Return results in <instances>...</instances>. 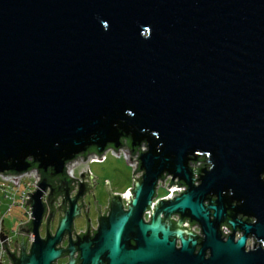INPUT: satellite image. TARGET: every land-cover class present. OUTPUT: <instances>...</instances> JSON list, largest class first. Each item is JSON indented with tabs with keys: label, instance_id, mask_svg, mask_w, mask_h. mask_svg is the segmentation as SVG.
I'll list each match as a JSON object with an SVG mask.
<instances>
[{
	"label": "water",
	"instance_id": "95a60500",
	"mask_svg": "<svg viewBox=\"0 0 264 264\" xmlns=\"http://www.w3.org/2000/svg\"><path fill=\"white\" fill-rule=\"evenodd\" d=\"M106 147L136 163L122 195L104 180L105 215L92 197L93 231L81 196L95 177L65 171ZM31 168L18 254L0 244L8 264H264V0H0V175ZM163 174L168 194L151 204Z\"/></svg>",
	"mask_w": 264,
	"mask_h": 264
},
{
	"label": "flooded vegetation",
	"instance_id": "af4514ba",
	"mask_svg": "<svg viewBox=\"0 0 264 264\" xmlns=\"http://www.w3.org/2000/svg\"><path fill=\"white\" fill-rule=\"evenodd\" d=\"M109 148H106L105 150H103L101 153H100V155H104V152L105 151H108L109 152V150L110 149H112V148H110L109 150H108ZM122 149V148H121ZM121 149L120 148H118L117 150H115V151H121ZM86 156V159L84 160V161H81V158L79 159L78 158V160H77V162L76 163H74V164H76V166H78L79 167V164L81 163L82 164V166H80V168L81 167H83V170L82 171H85V167L87 168V173L90 175V170H89V168H88V166L86 165L87 163H89V161H88V159H90V156H89V154H86L85 155ZM104 158H105V155L104 156H102V158H99V159H97L96 161H94V162H99L100 163V161H103L104 160ZM135 163H136V161H134ZM69 163V162H68ZM65 164H67V163H65ZM65 164H64V166H65ZM79 169V168H78ZM133 168H131V170H132ZM130 170V171H131ZM66 172V171H65ZM66 174V173H65ZM134 176H139V175H141L140 174V172H139V170H137V172H135L134 171ZM91 176V175H90ZM162 176H164V174L162 175ZM171 177H169V175H165L164 176V178L161 180V183L163 184V186L161 187L160 186V180H156L155 181V187H154V190H153V194H155L154 195V197H151V199L149 200V203H153L154 202V200H156V199H158V198H163V197H165L168 193L167 192H165L164 191V187L167 185V182H168V180L170 179ZM94 181L95 182V178H91V181ZM77 181H79L80 182V178L78 177V180ZM81 181L82 182H85V181H87V179L84 177V178H82L81 179ZM131 181H132V177H131ZM131 181H130V183H131ZM171 181L174 183L175 182V179H171ZM71 183H73L72 181L70 182V186H71ZM74 183H76V180H74ZM93 185V184H92ZM76 186V184H74L73 186H72V189H71V191H69V193L67 194V198L68 197H70L71 198V196L74 194V193H76V192H72V190H73V187L75 188V191L77 190V187H75ZM131 189V185L130 186H127V187H125L124 189H123V191H119V192H116L117 194H123V192L125 191V190H127V189ZM179 188H183L184 189V186H179ZM47 190H49L48 188H46ZM91 189H92V186H91ZM158 189H162V194H158L157 193V190ZM48 192V191H47ZM91 191H88V193H90ZM87 193V191H84V193H83V195L81 196V202H82V204L85 206V208H87V211H86V213H85V216H86V218L88 219V226H89V228H91L93 231L94 230H96V223H97V220H96V218H95V216H96V213H97V211L94 209V207H93V209L91 210L92 212H93V214H92V218L90 217V201H86L85 200V194ZM109 194H112V193H115V192H112L111 193V191L109 190V192H108ZM170 195L171 196H175L176 194H177V191H176V189H172V190H170ZM91 194V193H90ZM129 195H130V193H129ZM55 199H56V201L57 202H55V201H53L52 200V204H51V206L52 207H54V206H57V205H59L60 204V201H61V199H60V197H59V195L57 194V195H55ZM107 199H108V197H107ZM125 199H124V196H121L120 197V206H122V210L124 211L125 209H126V206H125ZM94 202H95V205H96V201L94 200ZM107 202V201H106ZM106 202L104 203V205H103V207L104 208H106L105 206H106ZM76 204L75 205H77V204H79L80 203V201H79V199H76V202H75ZM81 204V205H82ZM231 204H233L234 205V202H232ZM44 206H46V204L44 205ZM97 207H98V215H101L102 213H103V208L101 207V206H99V205H97ZM45 210L47 211V212H45V214L47 215V213H48V210L45 208ZM106 212H107V210L103 213V215H105L106 214ZM58 213H59V216L60 215H62V212H61V210H54L53 211V214L51 215V221L49 220V219H47L48 220V226L46 227V230L47 231H49V234L52 236L53 235V233H54V228H55V226L57 225V220H56V215H58ZM43 215V217H41V221H40V224L36 227V231L38 232V235H39V238H43V236H44V228H43V226H44V223H45V220H44V218H45V216L46 215ZM140 215H141V218H142V222H146L147 220H148V217H147V213H146V211H144V212H141L140 213ZM81 216V218H84L83 217V212H82V208H80V207H78V215L77 216H74V217H80ZM239 215H236V218L238 217ZM74 217L72 218V220H71V223H72V225H71V229L74 231V235H77L78 233H79V231L83 234L84 233V231H85V229H84V224H85V219H84V221H83V224H80V226H78V227H75L73 224H74ZM169 218L170 219H173V221H176V219L178 218V215H176L175 216V214H170L169 215ZM243 217H241V219H242ZM248 220H250L249 218L247 219V221ZM181 226H183V225H185V226H187V224H185V221H183V224L182 223H179ZM200 228L199 227H197L196 228V225H193L192 227H191V229H190V231L192 232V233H197V236L198 237H201V234L200 233H198V230H199ZM222 232H225V233H229V231L227 230V229H224V228H222V230H221ZM30 234V233H29ZM66 235L67 234H64L63 236H62V238H61V240H59V242H58V245H55L54 247H59V248H61V249H63V247L65 246V245H67V240H66ZM239 235H240V232L239 231H234V238H236L237 236L239 237ZM32 236H33V234H31V240H32ZM68 237H69V240H74V237H73V235H72V233H69V235H68ZM182 237L183 238H185V235H182ZM233 238V239H234ZM178 238L177 239H174V241H173V245H174V247L177 249L178 247H179V245H178ZM244 241H245V247H243L244 248V250H246V249H250V247H252V244H253V241H252V238H251V236H246L245 237V239H244ZM61 242V243H60ZM257 243H256V241H255V243H254V245H256ZM27 247H29V245L25 242V247H24V250H26L27 249ZM194 251V250H193ZM74 255H76V251H74L72 254H71V256H73L74 257ZM204 257H207V256H204ZM68 260H67V255H62V256H58V257H56L55 259H54V264H65L66 262H67Z\"/></svg>",
	"mask_w": 264,
	"mask_h": 264
},
{
	"label": "rangeland",
	"instance_id": "374dc122",
	"mask_svg": "<svg viewBox=\"0 0 264 264\" xmlns=\"http://www.w3.org/2000/svg\"><path fill=\"white\" fill-rule=\"evenodd\" d=\"M143 149V147L141 148ZM118 156L109 154L108 151L104 152L105 158L103 161L99 162H90L86 165L88 166L90 170V175L95 177V182L92 185L91 194L86 193L85 194V200L90 201V217L92 218L93 212L91 211L93 209L92 205V197L96 201V205H99L103 208L104 203L107 201V194L105 193V188L103 186L104 180L107 181L106 184L108 186V190L112 192H119L123 191V189L127 186H130L131 181V175L130 170L131 166L127 164L123 158L120 151L118 152ZM79 161V160H78ZM74 162V161H73ZM82 164H79L78 166H75L74 169L75 173L74 176L76 177V173L78 168H80ZM83 168V167H82ZM162 189H158L157 193L162 194ZM45 195V193H42L41 198ZM91 195V197H90ZM2 194L0 193V215L3 214V222L5 227H15L19 221L24 219V214L22 210H19V208L16 207H10V209L5 210L6 207V201L2 198ZM4 211V212H3ZM85 218L80 217H74V226L78 227L80 224H83Z\"/></svg>",
	"mask_w": 264,
	"mask_h": 264
},
{
	"label": "built area",
	"instance_id": "2783aa9c",
	"mask_svg": "<svg viewBox=\"0 0 264 264\" xmlns=\"http://www.w3.org/2000/svg\"><path fill=\"white\" fill-rule=\"evenodd\" d=\"M141 147L139 146V149L140 150H143L145 148V146H143V144H140ZM143 147V149H141ZM109 150V149H108ZM112 150V149H110ZM109 150V154H112V155H116L118 156V152L120 151H116V154H113L111 153ZM120 153L122 154L123 158H125L124 154L122 153V150L120 151ZM102 156L104 155H100V158H102ZM133 157H137L136 154L133 155ZM97 158L96 157H90V159H88L89 163L90 162H94L96 161ZM135 160H132V163L135 164L134 162ZM73 162V161H72ZM76 163V162H74ZM72 164L70 166V168L68 167L66 169V175L69 176V177H72V178H75L74 176V169L76 168V164ZM131 166V168H133V164L131 165L130 163H127ZM198 164V162H196L194 165ZM193 165V166H194ZM65 167V166H64ZM81 170H83V168H79L77 170V173H80ZM77 173H76V177H77ZM27 175V171L25 172H22L17 176H14V177H10V176H1L0 175V193L2 194V198L6 201V207H5V210L6 211L7 209L9 210L10 207H16V208H19V210H22L23 211V214H24V219L21 220V222L19 221L18 224L21 225V223H24L27 221V219H29V211L27 209V206H29V204H26L24 205V202H25V198H27V195L25 192H29L30 191H34L33 187L36 189L37 186H35V170L34 169H29V173ZM76 179V178H75ZM78 180V178H77ZM178 189H183V188H178ZM47 191L48 190H45L43 191L42 193H45V195L47 194ZM177 191V190H176ZM72 192H76L75 191V188L73 187V190ZM170 192V191H169ZM45 195L41 198L40 196V200H42L45 204ZM3 211V212H4ZM47 212V211H46ZM46 215V214H45ZM3 214L0 215V244L3 240H5V243L7 245V248L6 250L8 252H12V249L14 248L13 246V238H14V242H15V245H16V248L14 249V253L15 254H18L17 250L19 248V244L17 242V237H16V234H19V232H16V227H5L4 225V222H3ZM25 236H28L26 237L25 239V242L29 245L31 241V234H25ZM0 264H8V258L7 256L5 255V253H3V248L1 247L0 245Z\"/></svg>",
	"mask_w": 264,
	"mask_h": 264
},
{
	"label": "bare ground",
	"instance_id": "6f19581e",
	"mask_svg": "<svg viewBox=\"0 0 264 264\" xmlns=\"http://www.w3.org/2000/svg\"><path fill=\"white\" fill-rule=\"evenodd\" d=\"M140 147H141V145H139ZM75 159H72V161H74ZM192 166V165H191ZM35 171H36V169L35 168H33ZM167 175H169V174H167ZM169 177H171L170 175H169ZM173 179H175V177L173 178ZM38 188V187H37ZM45 190H47L46 188H45ZM44 190V191H45ZM48 193V192H47ZM46 209H47V207H46ZM31 234V233H30Z\"/></svg>",
	"mask_w": 264,
	"mask_h": 264
},
{
	"label": "trees",
	"instance_id": "16d2710c",
	"mask_svg": "<svg viewBox=\"0 0 264 264\" xmlns=\"http://www.w3.org/2000/svg\"><path fill=\"white\" fill-rule=\"evenodd\" d=\"M106 148H109L110 149V147H106ZM197 159H200V157H196ZM198 162H200V161H198ZM198 164H200V163H198ZM31 169H33V168H31ZM45 208H46V206H44Z\"/></svg>",
	"mask_w": 264,
	"mask_h": 264
}]
</instances>
